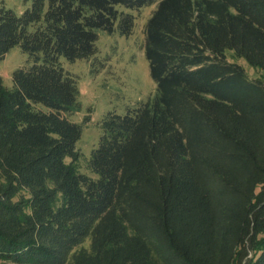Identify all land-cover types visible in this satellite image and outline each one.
Listing matches in <instances>:
<instances>
[{"label": "trees", "instance_id": "trees-1", "mask_svg": "<svg viewBox=\"0 0 264 264\" xmlns=\"http://www.w3.org/2000/svg\"><path fill=\"white\" fill-rule=\"evenodd\" d=\"M145 28L156 91L110 112L82 170L70 61ZM118 23V25H117ZM0 264H264V0H31L0 7ZM89 240L90 244L84 243Z\"/></svg>", "mask_w": 264, "mask_h": 264}, {"label": "rangeland", "instance_id": "rangeland-1", "mask_svg": "<svg viewBox=\"0 0 264 264\" xmlns=\"http://www.w3.org/2000/svg\"><path fill=\"white\" fill-rule=\"evenodd\" d=\"M2 5L22 13L31 5V0H0V7ZM156 7V3L133 9L119 5L120 10L124 9L135 16L134 30L130 36L99 29L97 52L94 55L76 61L61 57L65 70L77 79L80 88L81 110L70 117L76 122L90 117L83 125V134L77 143L82 153L83 171H86L85 162L92 150L99 144L106 115L110 112L123 115L156 91V83L151 77L145 55L146 23ZM228 57L242 64L250 78H264L263 70L252 67L244 59L233 58L232 52H228ZM32 64L28 53L19 46L12 48L0 61V76L4 84L12 87L14 71ZM89 244V240L84 243L85 246Z\"/></svg>", "mask_w": 264, "mask_h": 264}]
</instances>
